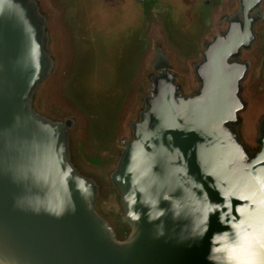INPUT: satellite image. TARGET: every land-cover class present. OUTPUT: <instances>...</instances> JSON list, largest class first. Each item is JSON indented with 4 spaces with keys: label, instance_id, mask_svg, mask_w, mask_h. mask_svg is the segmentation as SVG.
I'll return each mask as SVG.
<instances>
[{
    "label": "water",
    "instance_id": "water-1",
    "mask_svg": "<svg viewBox=\"0 0 264 264\" xmlns=\"http://www.w3.org/2000/svg\"><path fill=\"white\" fill-rule=\"evenodd\" d=\"M126 2L0 0V264H264V0Z\"/></svg>",
    "mask_w": 264,
    "mask_h": 264
},
{
    "label": "rangeland",
    "instance_id": "rangeland-1",
    "mask_svg": "<svg viewBox=\"0 0 264 264\" xmlns=\"http://www.w3.org/2000/svg\"><path fill=\"white\" fill-rule=\"evenodd\" d=\"M77 1L83 2L84 5H92L93 3H96V1L98 2V0H96V1L95 0H77ZM122 1L123 0H99V2L102 5L100 15L95 14L94 16H92L90 14L92 18L94 17V21H96V22L98 21V25H101V24L103 26L105 25L106 28L109 29L108 32L111 33V35H109L108 39L111 38L110 42H112L113 39L115 38L116 34H118L119 32H122L124 30L125 26L127 25L126 23H124L125 18L127 17L124 15L126 10L131 9V11H133L132 10V4H130V2H126L125 4H122ZM182 1L184 2L186 0H182ZM90 8H92V6H90ZM104 10H105V12H104ZM108 12H110V13L108 14ZM130 20L132 21V18ZM184 22L185 21L183 19L179 21L178 18H176V20L173 21V23L177 25V28H176L177 33H179V34L183 33L182 27H183ZM181 24H182V27H181ZM105 33L106 32L103 29L102 34L104 35ZM95 36H96V39H98L97 33ZM104 37H105V35H104ZM109 52L112 53V51H109ZM102 54H103V50H101V57H102ZM101 57H99V59ZM111 57L112 56H110V58ZM94 59L98 60V56H96V58L94 57ZM97 63H98L97 65H99V61H97ZM93 68H94V66H93Z\"/></svg>",
    "mask_w": 264,
    "mask_h": 264
},
{
    "label": "snow or ice",
    "instance_id": "snow-or-ice-1",
    "mask_svg": "<svg viewBox=\"0 0 264 264\" xmlns=\"http://www.w3.org/2000/svg\"><path fill=\"white\" fill-rule=\"evenodd\" d=\"M242 239H243V238L241 237V240H242ZM233 243H234V244H236L237 242H236V241H234Z\"/></svg>",
    "mask_w": 264,
    "mask_h": 264
}]
</instances>
